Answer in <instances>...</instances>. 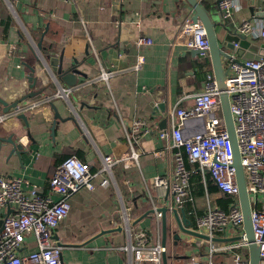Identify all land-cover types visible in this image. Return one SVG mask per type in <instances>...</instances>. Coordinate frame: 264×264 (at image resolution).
I'll use <instances>...</instances> for the list:
<instances>
[{"label":"crops","instance_id":"crops-1","mask_svg":"<svg viewBox=\"0 0 264 264\" xmlns=\"http://www.w3.org/2000/svg\"><path fill=\"white\" fill-rule=\"evenodd\" d=\"M197 1L211 10L220 0ZM234 2L224 16L229 29L244 18L264 21V0ZM192 15L188 0H0V114H6L0 121V177H22L47 193L56 166L71 154L92 171H99L105 155L117 159L109 173L95 178L93 190L71 195L69 212L52 234L61 245L62 264H128V253L119 248L133 240L137 226L161 240V224L149 210L168 206L169 199L151 178L171 174L178 148L158 134L170 130L175 108L192 105L206 73L215 77L209 50L201 56L187 48V36L180 33ZM226 35L224 28L216 33L225 71L229 57L236 56L222 46ZM140 37L151 44H140ZM141 56V66L134 68ZM100 68L113 74L99 80ZM61 75H71L74 83ZM17 107L27 109L15 112ZM134 120L141 122L140 130H132ZM185 165L196 167L186 157ZM193 172L200 174L203 193L193 196L189 183L192 200L177 210L197 231L196 214L208 202L227 209L230 198L222 197L208 171ZM206 174L217 191L208 192ZM103 176L107 186L100 184ZM9 211L1 207L0 216ZM167 224L171 264L207 261L209 244L180 230L170 212ZM25 241L22 252L36 249L33 236ZM191 253L197 257L188 261Z\"/></svg>","mask_w":264,"mask_h":264},{"label":"built area","instance_id":"built-area-1","mask_svg":"<svg viewBox=\"0 0 264 264\" xmlns=\"http://www.w3.org/2000/svg\"><path fill=\"white\" fill-rule=\"evenodd\" d=\"M219 7L222 15L228 16L235 9V2L220 0ZM261 11L264 12V8ZM236 31L253 42L257 39L264 41V21L244 18ZM180 33L187 36V48L198 50L201 56L208 54L206 30L200 22L185 21ZM138 41L151 44L146 37H140ZM257 45L256 57H229L224 79L251 207L253 240L262 256L259 264H264V42ZM142 61L141 56L134 68H139ZM112 74L113 71L100 68L97 79L106 81ZM67 90L62 89V92L66 94ZM219 94L216 79L208 72L201 88L193 94L192 105L177 107L171 112L170 130H161L158 135L169 140L170 146L178 148L173 154V170L169 176L152 177L151 183L166 191L170 209L179 208L185 201L192 200L188 187L189 177L195 169L186 167L185 157L201 171H208L218 191L227 195L230 202L227 209L208 202L206 209L195 216L196 230L209 236V239H200L209 244L206 262L249 264L248 240L242 227L243 215L233 165V145L222 117ZM20 108L17 107L15 112ZM5 117L6 114H0V121ZM140 129L141 122L134 120L132 130ZM179 148L184 150L185 156ZM132 155L136 157L137 153ZM116 162L117 159L105 155L99 171H92L89 163L71 154L56 166L48 181L47 193L29 185L22 177H0V208H10L5 216H0V264H62L61 245L54 242L52 234L69 212L71 195L82 188L93 190L99 173H109ZM108 183V177L103 176L100 184L107 186ZM53 194L57 195L56 199ZM154 215L160 225V213L154 212ZM28 235L34 237L36 249L22 252ZM220 236L240 237L228 242L210 239ZM132 239L119 248L128 253V264H162L164 247L159 237L154 238L146 229L137 226L132 231ZM165 249L168 264H171L167 246ZM195 257L197 254L191 253L188 261ZM214 257L220 259L216 261Z\"/></svg>","mask_w":264,"mask_h":264},{"label":"water","instance_id":"water-1","mask_svg":"<svg viewBox=\"0 0 264 264\" xmlns=\"http://www.w3.org/2000/svg\"><path fill=\"white\" fill-rule=\"evenodd\" d=\"M192 9L193 15L191 16L190 23H195L199 19L201 24L206 30V35L209 44V52L211 54L214 68H215V79L220 90L219 102L221 107L222 117L225 123L226 131L229 136V139L232 141L233 145V165L235 168L236 180L238 184V197L240 202V209L243 215L242 227L246 239L248 240L247 253L249 264H259L262 256L259 253V247L254 243L253 232L251 225V207L249 204L248 194L246 191L245 177L243 172V167L240 162L239 152L236 144L235 134H234V124L233 117L229 107V98L225 91V70L221 66V56L225 55L222 47L218 45L216 33L220 28L227 30V35L225 36V44L222 46H227L235 50L236 58H250L256 57L255 52L258 49V45L254 42H251L244 35L238 34L236 28L229 29L227 26L226 18L222 15V12L219 7L216 9L207 10L204 8L197 0H188ZM234 42L237 43V46L234 47ZM245 48H248L246 51ZM198 52V50H196ZM58 61L57 58L53 59V64ZM61 73V69L58 70ZM66 81L68 84H73V78L71 75L58 76ZM162 106V104H160ZM150 212H159L160 213V224H161V245L164 247L162 251V264H168L167 252H166V237L168 232L167 224V213H171L176 221L178 228L188 234L198 236L203 239H209L207 234L202 232L195 231L191 228H188L191 224V220L187 218L185 212L181 211V216L177 208L170 209L168 206L163 205L159 207H153L149 210ZM7 214V213H6ZM6 214H3L5 216ZM240 236L235 237H211L210 239L218 242H228L238 239ZM178 238V235L175 236ZM201 264H208L207 262ZM217 264V263H214Z\"/></svg>","mask_w":264,"mask_h":264},{"label":"trees","instance_id":"trees-1","mask_svg":"<svg viewBox=\"0 0 264 264\" xmlns=\"http://www.w3.org/2000/svg\"><path fill=\"white\" fill-rule=\"evenodd\" d=\"M196 169H198L197 167H195ZM194 168V169H195ZM194 173V172H193ZM191 173V175H190V177H189V183H191V188H192V192H191V194L193 195V196H195V195H201L203 192H202V184H201V182H200V174L197 172V173ZM205 178H206V182H207V189H208V192H215V191H217V189H216V187H215V185L212 183V180L209 178V174H206V176H205ZM227 196V195H226ZM222 197H224V198H226L225 197V195L224 196H222ZM227 199H225V201H226ZM220 201V200H219ZM223 201V199L220 201V202H222ZM224 201V202H225ZM228 201V200H227ZM224 207H225V205L223 204L222 205V209H224Z\"/></svg>","mask_w":264,"mask_h":264},{"label":"rangeland","instance_id":"rangeland-1","mask_svg":"<svg viewBox=\"0 0 264 264\" xmlns=\"http://www.w3.org/2000/svg\"><path fill=\"white\" fill-rule=\"evenodd\" d=\"M217 114L220 115V112L218 111ZM198 246H199V245H198ZM204 248L206 249V247H204ZM200 250H203V248L200 249ZM214 256H215V255H214ZM215 259H216V257H215ZM216 261H217V260H216ZM183 264H187V263L184 262Z\"/></svg>","mask_w":264,"mask_h":264}]
</instances>
